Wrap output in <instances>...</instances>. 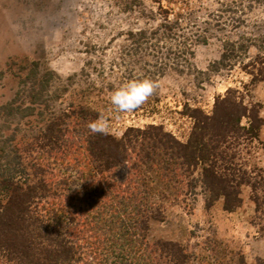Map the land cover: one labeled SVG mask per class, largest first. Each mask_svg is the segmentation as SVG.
Segmentation results:
<instances>
[{
	"label": "rangeland",
	"instance_id": "1",
	"mask_svg": "<svg viewBox=\"0 0 264 264\" xmlns=\"http://www.w3.org/2000/svg\"><path fill=\"white\" fill-rule=\"evenodd\" d=\"M259 72L264 0H0V105H29L32 87L41 98L16 136L28 139L49 114L73 110L94 120L103 114L119 140L129 129L156 127L185 143L197 120L224 130L217 164L228 177L240 169L243 180L231 211L223 196L209 197L200 169L176 187L140 165L124 162L110 172L125 187L146 174L142 187L159 216L147 221L146 241L180 245L190 264H264V80H252ZM146 77L157 91L137 110L118 112L113 91ZM14 125L16 117L1 129ZM138 135L125 142L131 151ZM61 166L52 162L51 172L69 176L68 195L80 191L84 161Z\"/></svg>",
	"mask_w": 264,
	"mask_h": 264
},
{
	"label": "trees",
	"instance_id": "2",
	"mask_svg": "<svg viewBox=\"0 0 264 264\" xmlns=\"http://www.w3.org/2000/svg\"><path fill=\"white\" fill-rule=\"evenodd\" d=\"M227 57L224 50L221 58ZM13 65L18 71L25 69L22 62ZM252 76L264 80L260 72ZM26 95L27 106L14 105V99L0 105V264H190L180 245L146 241L147 221L159 219L157 208L149 201L150 189L142 187L147 183L145 173H137L126 187L111 175L124 162L139 170L145 167L144 172L175 187L200 169L198 178L209 197L223 196L229 211L238 205L240 169L228 177L227 168L217 164L223 159L222 128L212 130L197 120L185 143L161 128L136 130L139 147L131 146V151L134 130L125 132V140L93 134L87 125L95 115L73 110L49 114L37 134L27 139L16 136L19 123L41 98L33 87ZM15 117L14 130L1 129L6 119ZM251 128L256 131L258 126ZM81 160L85 180L79 184L82 189L77 193L71 189L69 196V176L65 171L55 175L51 165L58 161L73 167Z\"/></svg>",
	"mask_w": 264,
	"mask_h": 264
},
{
	"label": "clouds",
	"instance_id": "3",
	"mask_svg": "<svg viewBox=\"0 0 264 264\" xmlns=\"http://www.w3.org/2000/svg\"><path fill=\"white\" fill-rule=\"evenodd\" d=\"M158 87V82L151 78L131 79L113 91L110 102L118 112L130 113L145 104ZM87 127L93 134H111L108 118L103 114L90 121Z\"/></svg>",
	"mask_w": 264,
	"mask_h": 264
}]
</instances>
